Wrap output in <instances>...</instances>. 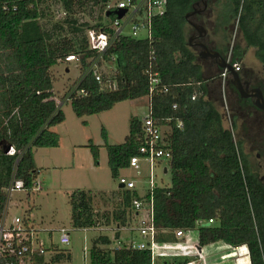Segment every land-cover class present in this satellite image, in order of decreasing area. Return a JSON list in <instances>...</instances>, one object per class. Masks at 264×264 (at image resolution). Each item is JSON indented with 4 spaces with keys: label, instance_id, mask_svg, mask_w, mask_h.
I'll use <instances>...</instances> for the list:
<instances>
[{
    "label": "trees",
    "instance_id": "obj_1",
    "mask_svg": "<svg viewBox=\"0 0 264 264\" xmlns=\"http://www.w3.org/2000/svg\"><path fill=\"white\" fill-rule=\"evenodd\" d=\"M58 1L67 14L91 4L99 7L98 23L90 29L107 34L109 46L101 59L112 63L115 72L110 78L101 77L99 83L95 81L88 69L96 54L88 49L86 39L76 42L55 35L58 24L47 31L41 23L45 0H0V204L5 201L3 190L12 177L32 189L38 176L33 148L58 146L59 137L50 129L65 117L53 100L50 69L67 55L78 54L84 74L70 88L68 97L76 117L100 114L118 103L147 97L151 117L164 128L171 152L164 166L170 174V185L154 186L155 228H197L199 248L218 242L231 248L246 247L249 264H264V188L250 175L240 148L224 127L221 69L215 60H201L199 50L189 46L184 32L185 15L198 0H164V13L151 19L150 39L114 35L115 16L103 12L113 0ZM228 2L234 3V16H238L243 45L238 41L232 56L241 67L250 47H262L259 55H264V0ZM65 22L75 34L81 32L75 20L66 18ZM259 28L260 33L256 32ZM203 44L212 50L210 44ZM155 74L159 83L151 90ZM81 90L87 94L79 95ZM140 132V119L132 117L123 143L111 146L102 129L113 179L127 170L129 159L137 155ZM3 143L14 149V155L2 152ZM86 147L98 164L99 146ZM148 198L137 187L131 191L119 189L111 198L115 209L99 213L92 192L76 190L68 196L71 227H125L136 217L132 201ZM209 220L213 223L206 227ZM198 221L203 222L199 227L195 225ZM110 244L105 235L95 238L89 264H151L148 251L126 246L110 250L106 247ZM48 251L49 260L39 259L37 264L71 261L68 251L54 244ZM188 261L174 259L173 263Z\"/></svg>",
    "mask_w": 264,
    "mask_h": 264
},
{
    "label": "rangeland",
    "instance_id": "obj_2",
    "mask_svg": "<svg viewBox=\"0 0 264 264\" xmlns=\"http://www.w3.org/2000/svg\"><path fill=\"white\" fill-rule=\"evenodd\" d=\"M119 1L122 0H113L112 3ZM217 1L221 4V0ZM232 7L226 6L225 8L224 19L227 22L231 21L226 16ZM43 8L45 16L41 23L47 31H50L51 26L54 24H58L60 28L54 34L72 38L76 42H80L82 38L86 39L87 30L98 23V17L101 13L98 6L91 4L86 9L78 8L73 14H67L63 11L61 2L58 0H45ZM127 17L122 18V24L125 23ZM66 18L75 20L76 27L81 32L76 34L72 32V27H69L65 22ZM122 32L126 35L130 34V25H126ZM184 32L188 36L187 25L184 26ZM144 35L143 31L138 32L139 38H143ZM225 36L226 40L223 42L221 41V31L214 32L211 30L208 31L206 41L219 51H223L224 55L235 47L238 41L243 45L237 29L236 19H232ZM89 63L90 67L91 65L96 66L101 77L110 78L114 74L112 64L103 61L101 58H92ZM244 64L245 67H250L252 64V52L250 50H248V54L244 59ZM66 69L68 72H66ZM50 72L53 78L54 97L57 98L59 103H62L60 110L65 117L64 122L56 125L52 131L58 135L59 143L54 148H33L34 162L38 170L36 180L40 183L41 191L31 192L29 196H27V192L14 193L12 200H20L18 205H21L23 209H30L36 221L42 222L44 227L53 231L51 233L53 244L60 249L67 250L71 256V261L66 264H89V251L92 241L99 236L112 233L105 226H98L93 229H73L70 222L68 196L76 190L91 191L94 195L93 205L99 213L111 212L115 209L111 198L119 190V182L118 179H113L110 175L107 151L104 147L105 141L102 138L101 131L104 129L106 132L107 145L122 144L128 134L130 119L136 117L142 120L146 116L148 98L121 102L109 111L78 118L73 114L70 102L67 99L70 88L84 74L80 62L58 64L51 68ZM223 109L222 106L224 127L227 128V114ZM88 144L99 146L98 164L94 163L90 150L86 147ZM164 166H166L165 163L158 165L154 177L155 184L162 187L170 185V174L162 172ZM140 168L138 171L122 170L119 174L132 178L139 189V193L144 195L148 188L149 172L145 162L141 163ZM11 212L12 214H21L19 209ZM131 222L132 220L125 227L120 228L121 238L118 240L112 238L111 244L106 246L108 249H114L119 245L123 246L122 244L128 243L134 236H138L137 232L131 230V227H133V222ZM128 224L130 229L127 228ZM61 226L70 230V244L68 246H62L58 242L56 230ZM110 227L113 232L117 229L115 224ZM188 234L193 244H197V228L191 230ZM202 252L206 255V264H237L239 258L242 260L238 264H249L248 258L242 256L245 249L233 250L227 248L222 242L211 244L203 248ZM49 257L50 255H46L45 261H48Z\"/></svg>",
    "mask_w": 264,
    "mask_h": 264
},
{
    "label": "built area",
    "instance_id": "obj_3",
    "mask_svg": "<svg viewBox=\"0 0 264 264\" xmlns=\"http://www.w3.org/2000/svg\"><path fill=\"white\" fill-rule=\"evenodd\" d=\"M164 0H122L116 3L109 2L105 5L103 12L107 13L111 10H126L123 17L128 16L125 23L122 24L121 19H115L112 22L114 35L123 34V29L126 25H130V35L138 37V32L145 33L144 38H151V19L154 16L164 13ZM130 12V13H129ZM86 41L88 49L94 51L97 59H100L102 54L109 46L107 34L102 31L89 29L86 32ZM78 54L67 55L64 60H58L61 64H68L79 61ZM224 62L227 66L238 73L240 65L232 62V49L224 56ZM93 72L94 79L98 83L101 81V76L95 65H91L88 69ZM221 90L223 92L224 85L231 78L227 68L221 71ZM159 79L155 74L151 78V90ZM79 95L85 96L87 92L79 91ZM56 105L60 108L62 103H59L57 98H53ZM68 101V99H67ZM223 110L227 114L225 107ZM228 119V116H227ZM141 132L137 138L140 142L138 153L129 159L128 169L132 171L140 170L142 162L147 164L149 172L148 188L146 193L148 199H134L132 201V210L134 213H144V216L139 218L136 226L131 228L135 230L139 237L144 240L143 243L130 242L126 247L149 252L151 264H155L156 260L164 259L169 264H174V259H189L187 264H206V255L202 252L203 248H199L197 244L190 243L186 237V233L182 229L172 231H160L155 228L153 223V200L152 194L155 184V170L160 163H166L171 159L169 143L165 140L164 128L159 126L151 117L150 107L148 105L146 116L140 120ZM228 123V122H227ZM227 129L232 132L230 124ZM15 151L11 147L8 155H14ZM167 171L166 167H162V172ZM119 185L124 190L136 189V183L132 178H127L119 175L117 178ZM41 191L40 183L35 180L31 190H28L23 180L11 178L8 186L3 190L5 201L0 204V264H37L39 259L45 262V256L49 255V249L53 245L52 230L43 227L41 223L35 220L31 210L23 209L19 201L12 200V195L18 192H27V196L31 192ZM21 211V214H12V210ZM212 220L208 221L211 225ZM203 222H196L199 227ZM130 229V228H129ZM58 234V242L62 246L70 244V230L65 227H60L56 230ZM160 234L173 235L179 240L178 244H166L158 241ZM46 235V237H44ZM233 248V250H238ZM246 248V247H245ZM178 252V253H177Z\"/></svg>",
    "mask_w": 264,
    "mask_h": 264
},
{
    "label": "flooded vegetation",
    "instance_id": "obj_4",
    "mask_svg": "<svg viewBox=\"0 0 264 264\" xmlns=\"http://www.w3.org/2000/svg\"><path fill=\"white\" fill-rule=\"evenodd\" d=\"M215 6L217 7L214 9ZM226 6H233L226 17L231 21L236 19L238 24V16H234V3L228 2V0H221V4L217 0H198L192 6L188 12L192 16L186 20L185 24L188 26L189 33L187 42L191 48L200 50L195 46L198 41L211 45L206 41L208 31L211 30L214 32L221 31V41L226 40L225 35L231 24V21L227 22L224 19ZM192 20L205 32L202 38L189 41L191 37L198 35V32L189 24V22L193 23ZM256 32H262V28ZM261 49L260 47L248 49L252 52V64L250 67H245L243 63L240 67L238 72L239 87L233 86L230 79L226 81L222 92V106L227 111V124L231 126L233 141L240 148L250 175L264 188V55H259ZM212 50L217 49L212 46ZM220 54L224 59L223 51Z\"/></svg>",
    "mask_w": 264,
    "mask_h": 264
},
{
    "label": "water",
    "instance_id": "obj_5",
    "mask_svg": "<svg viewBox=\"0 0 264 264\" xmlns=\"http://www.w3.org/2000/svg\"><path fill=\"white\" fill-rule=\"evenodd\" d=\"M125 13H126V10H111V11H108L106 13V16L115 15L117 17V19H121ZM190 16H192V14L187 13L185 15V20H187ZM189 24L192 28H194L198 32V35L196 37L195 36L191 37L189 39V41H191L192 39H195V38H197V39L202 38L203 34L205 32L204 29L202 27L195 25L192 22H189ZM195 46L200 48V50L198 52V56L200 59H202V60H207V59L215 60L220 69L227 68L229 73H230V76H231V78H230L231 84L235 87H239L240 77H239L238 73H236L231 68V66H227L225 64L224 59L221 57V54L219 53V51L208 49L201 41L196 42ZM10 148H11L10 145L4 144V143L1 146V150L4 154H8ZM164 174H166V170H164ZM118 188L123 189V187L121 185H119ZM205 226L209 227L210 225L208 223H206ZM116 238H118L117 235H116Z\"/></svg>",
    "mask_w": 264,
    "mask_h": 264
},
{
    "label": "crops",
    "instance_id": "obj_6",
    "mask_svg": "<svg viewBox=\"0 0 264 264\" xmlns=\"http://www.w3.org/2000/svg\"><path fill=\"white\" fill-rule=\"evenodd\" d=\"M218 51H219V49H217ZM221 51H219V53H220ZM247 54H248V51L246 52V54H245V56H244V59L246 58V56H247ZM225 56V55H224ZM244 59H243V61H242V64L244 63ZM202 60V59H201ZM208 60V59H207ZM232 62H234L233 61V56H232ZM235 63V62H234ZM112 64V63H111ZM110 64V65H111ZM111 66H113L114 67V65L112 64ZM221 71H222V69H221ZM66 72H68V70L66 69ZM114 72H115V67H114ZM220 80H221V78H220ZM136 101V100H135ZM149 103V102H148ZM148 105V104H147ZM53 129H54V127L53 128H51L50 130L51 131H53ZM34 157V156H33ZM36 166V165H35ZM136 214V217L134 218V219H132V222H133V227H131V228H134L135 226H136V224H137V222H138V220H139V218H141V217H143L144 216V213H135ZM131 222V223H132ZM39 223H41L42 225H43V223L42 222H40L39 221ZM44 227V226H43ZM62 227V226H61ZM129 227V224L127 225V228ZM46 228V227H45ZM60 228V227H59ZM107 228H109V230L111 231V233L112 234H110V235H105V236H107L111 241H112V238H114L115 240H118V239H120L121 238V233H120V228H123V227H120V228H118L117 227V231L116 230H114V232L112 231L113 229L111 228V227H107ZM129 229V228H128ZM132 231H135V230H132ZM136 232V231H135ZM189 232H187L186 233V237H187V239L189 240V242L190 243H193V241L191 240V238H190V236H189V234H188ZM113 235H114V237H113ZM116 235L118 236V238H116ZM158 241L159 242H162V243H166V244H178L179 243V240L178 239H176L173 235H168V234H160L159 236H158ZM130 242H134V243H143L144 242V240L143 239H141L140 237H139V235L138 236H134V238H132L131 240H129V242L128 243H126V244H122L123 246H127L128 244H130ZM118 244H119V242H118ZM120 247H122L121 245H119V246H117V247H115L114 249H119ZM226 247L227 248H230V249H233V248H231V247H229V246H227L226 245ZM206 248V247H205ZM114 249H110V250H114ZM240 249H245V252H243L242 253V256H246L247 258H248V252H247V249L245 248V247H240L238 250H240ZM241 260L242 259H238V261H237V264L238 263H240L241 262ZM159 263H161V264H163V263H166L165 262V260L164 259H158V260H156V262H155V264H159ZM248 263H249V258H248Z\"/></svg>",
    "mask_w": 264,
    "mask_h": 264
}]
</instances>
